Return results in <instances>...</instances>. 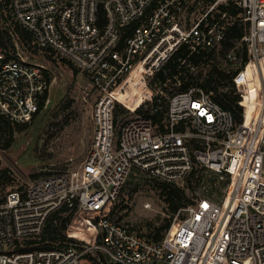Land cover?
Masks as SVG:
<instances>
[{
    "label": "built area",
    "instance_id": "1",
    "mask_svg": "<svg viewBox=\"0 0 264 264\" xmlns=\"http://www.w3.org/2000/svg\"><path fill=\"white\" fill-rule=\"evenodd\" d=\"M9 4L33 45L85 74L97 100L92 148L79 168L0 198V264H104L103 258L108 264H264V0ZM231 4L240 14L221 9ZM236 23L245 55L231 49L224 61L234 67L228 74L240 122L201 86L180 90L179 73L172 85L158 78L183 48L178 68L193 54L220 52ZM12 36L16 50L0 44V123L25 124L48 99L53 71L25 60ZM202 65L190 71L199 73ZM131 84L140 89L137 105L128 103ZM119 105L130 116L117 133ZM198 168L218 174L214 183L225 185L223 197L209 194L182 207L160 239L115 217V202L137 170L176 183Z\"/></svg>",
    "mask_w": 264,
    "mask_h": 264
},
{
    "label": "rangeland",
    "instance_id": "2",
    "mask_svg": "<svg viewBox=\"0 0 264 264\" xmlns=\"http://www.w3.org/2000/svg\"><path fill=\"white\" fill-rule=\"evenodd\" d=\"M3 3V28L12 33L19 44L21 56L36 64L50 67L53 71V84L48 99L41 112L28 126L4 127L0 136V198L14 189H24L34 180L47 177L65 170L74 171L87 158L93 142L92 111L97 94L92 89L90 79L65 60L54 54L46 53L30 44H23L16 34V22L13 19L8 0ZM203 9L193 13L199 17ZM238 48L242 44H238ZM207 61L199 69V75L206 78L216 68L218 74H228L232 67L226 64L220 52L216 60ZM218 93L233 100L231 82L222 77ZM134 92V91H133ZM135 93V92H134ZM138 93V90H137ZM235 103V102H234ZM124 108V106H122ZM126 109V108H124ZM127 110V109H126ZM129 111V110H128ZM130 112V111H129ZM129 112L117 113V133ZM11 143L7 145V141ZM217 175L204 168L186 179L176 182L187 207L205 195H213L220 200L224 195L225 185H215ZM182 194V193H181ZM115 217L119 222L137 232L150 237L156 227L163 225L170 217L169 208L159 186L147 173L137 170L130 175L115 202ZM99 257V261H100ZM105 264V263H104Z\"/></svg>",
    "mask_w": 264,
    "mask_h": 264
},
{
    "label": "trees",
    "instance_id": "3",
    "mask_svg": "<svg viewBox=\"0 0 264 264\" xmlns=\"http://www.w3.org/2000/svg\"><path fill=\"white\" fill-rule=\"evenodd\" d=\"M9 1V0H8ZM3 9V3L0 2V12ZM221 9L224 10H228L229 13L231 15H235V14H240L241 10H236L235 6L233 4H231L230 6L226 7V6H221ZM102 20L104 21V14H102L101 16ZM3 14H0V44L3 45L8 51H12V50H16L15 48V42H14V38L12 36V34L6 30L5 28H3ZM16 33L18 35V39L21 43L23 44H30L32 43V38L29 32L21 29L20 27H16ZM242 27L236 23L233 24L231 26H229L227 28V33H226V40L224 42L223 48L220 51L222 56H225L227 51L231 50V49H236V52H241L243 53V55H245V49L244 47H240L238 48V44L239 41L242 37ZM187 54V49L183 48L179 53H177L166 65L165 69H163L159 74H158V78L162 81L165 82L168 78H170V83L169 84H175L177 81L174 79V75L178 74L180 75V84H179V88L182 91L187 90L189 87H191L192 85H198L201 86L207 93H212L213 99L217 102L220 103L225 109L232 111V113L234 114L236 120L238 122L241 121V110L242 108L240 106H238L237 104L234 103V101H232L229 98H226L224 95L218 93V91L215 90V88L213 86H215L217 89H219V86L221 84V79H223L222 77L226 78L229 82H232L231 76L221 73L222 77L218 74V72L216 71V68L213 70V72L206 78L210 83H208L207 81L203 80L198 74L196 75L194 72L190 71V67L189 66H201L203 64V62L207 59H213L216 60V54L217 53H210L207 55H200V54H193L191 55L188 59H186V63L184 65H182L180 68H178L179 65V59L181 57H184ZM49 56H51L50 54H48ZM15 56L12 54L8 55V58H14ZM67 62V61H66ZM70 66H72V64L68 63ZM78 70H75V73H77ZM181 73V74H180ZM232 87V86H231ZM234 91V89H233ZM47 99V96H45L43 103H41V108L44 107L45 104V100ZM163 108L160 112H158L155 117L154 120L158 123H161V121L164 118L165 112H166V108H167V103L163 102L162 103ZM126 111L124 108H122V106H118L117 108V113ZM36 118V116L34 117V119ZM33 119V120H34ZM32 120V121H33ZM28 124L30 123H25V124H13L10 123L8 121L6 122H2L0 123V136L2 135V129L4 127H8L10 129H13L14 126H23L26 127L28 126ZM4 125V127H2ZM11 139H9L7 141V145L8 146L11 141ZM196 172H193V175ZM151 177V176H150ZM153 178L154 183H156L159 188H161L162 191V196L165 198V201L167 202L168 208H169V212H170V217L168 219H166L165 223L163 225H161L160 227H156L155 228V232L154 234H152L150 237H153L154 239H160L163 236V233L166 229L169 228L171 221L174 217V215L179 211V209H181L185 203L183 200V192L180 193V188H178V186L174 183H169V182H164L161 181L157 178ZM116 208V205L114 207V210ZM103 260L105 261L106 264H108V262L103 258Z\"/></svg>",
    "mask_w": 264,
    "mask_h": 264
},
{
    "label": "bare ground",
    "instance_id": "4",
    "mask_svg": "<svg viewBox=\"0 0 264 264\" xmlns=\"http://www.w3.org/2000/svg\"><path fill=\"white\" fill-rule=\"evenodd\" d=\"M129 88H130V94H129L130 99H129L128 103L133 102L134 104L136 103V105H137L138 103H140V97H138V98H133V97H135L140 92V89H139V87L135 86L134 84H131V86ZM137 90H138V93H137Z\"/></svg>",
    "mask_w": 264,
    "mask_h": 264
}]
</instances>
